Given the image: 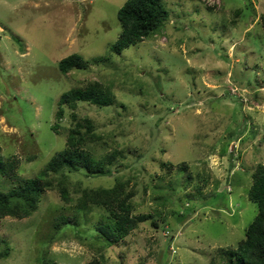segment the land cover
<instances>
[{
    "label": "rangeland",
    "instance_id": "1",
    "mask_svg": "<svg viewBox=\"0 0 264 264\" xmlns=\"http://www.w3.org/2000/svg\"><path fill=\"white\" fill-rule=\"evenodd\" d=\"M126 1L0 0V153L17 160L0 190L65 147L70 114L99 137L88 153L115 157L108 176L69 175L70 202L55 186L29 217L1 219L0 264H226L257 214L248 190L264 165V0H163L162 27L114 53ZM72 54L84 66L62 75ZM91 83L110 105L79 102L54 133L59 97ZM117 179L144 219L108 243L95 238L108 211L78 200Z\"/></svg>",
    "mask_w": 264,
    "mask_h": 264
},
{
    "label": "trees",
    "instance_id": "2",
    "mask_svg": "<svg viewBox=\"0 0 264 264\" xmlns=\"http://www.w3.org/2000/svg\"><path fill=\"white\" fill-rule=\"evenodd\" d=\"M168 16L163 0H127L117 12L121 32L110 50L114 53L134 45L155 34L162 27ZM83 59L72 54L59 61L57 67L62 75L71 69L83 68ZM88 102L98 106H109L111 98L108 91L100 84L91 83L85 89H71L64 92L57 100L56 122L51 126L58 134L59 123L65 118L66 110H73L77 103ZM72 121L65 140V147L50 158L43 170L21 186L7 192L0 190V220L5 217L24 219L29 217L38 207L40 197L46 190L55 186L60 198L68 203L69 192L65 180L69 175L83 173L87 176H108L115 157L94 158L85 149L89 143L97 141L93 127L88 119L77 120L70 114ZM73 119V120H72ZM17 166L16 159L5 160L0 153V177L9 176ZM181 170L186 171L183 165ZM190 177H188L189 179ZM248 198L257 205V214L245 230L244 238L237 247L225 252L226 264H264V165L258 164L254 169ZM128 182L117 179L110 188L83 189L79 202L81 206H98L108 211L111 222L96 228L95 238L108 243H115L133 231L137 223L144 218H136L132 214V194L126 192ZM70 219L57 221L55 227L70 224ZM2 243L0 259L8 256V248Z\"/></svg>",
    "mask_w": 264,
    "mask_h": 264
}]
</instances>
